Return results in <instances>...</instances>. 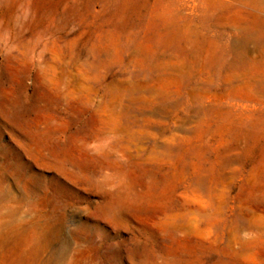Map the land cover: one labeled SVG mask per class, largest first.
<instances>
[{"label": "rangeland", "instance_id": "rangeland-1", "mask_svg": "<svg viewBox=\"0 0 264 264\" xmlns=\"http://www.w3.org/2000/svg\"><path fill=\"white\" fill-rule=\"evenodd\" d=\"M0 264H264V0H0Z\"/></svg>", "mask_w": 264, "mask_h": 264}]
</instances>
